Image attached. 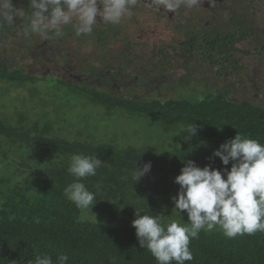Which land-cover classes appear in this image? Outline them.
I'll list each match as a JSON object with an SVG mask.
<instances>
[{"label":"trees","instance_id":"trees-1","mask_svg":"<svg viewBox=\"0 0 264 264\" xmlns=\"http://www.w3.org/2000/svg\"><path fill=\"white\" fill-rule=\"evenodd\" d=\"M16 70L0 65V79L35 84L29 75ZM61 86L80 90L68 83ZM80 91L107 111L121 109L145 117L165 131H177L181 123H195L199 128L184 151L156 153L133 147L120 149L112 142L68 139L40 117L28 127L21 114L14 124L0 118L1 139L49 154L30 164L21 159L19 171H26L27 177L0 189V264H29L38 254L50 255L55 264L60 253L68 255L67 264H157L148 249L139 246L131 223L135 209L164 214L165 222H187L186 212L178 216L172 200L179 189L174 177L184 162L193 160L200 167L207 164L223 170L232 162L223 165L213 156L221 143L236 134L264 143V107L256 104L212 96L161 100L118 98L97 89ZM42 112L52 109L44 107ZM199 136L204 137V144ZM175 140L186 142L182 136ZM192 145L202 148H190ZM73 154L97 155L103 161L97 174L83 182L96 193L93 207L100 209L105 222L83 219L82 210L64 195L65 187L76 179L67 171ZM146 162L151 163V170L134 182L135 164L140 168ZM189 248L193 260L184 264H264V232L228 238L219 227L210 232L202 230L190 240Z\"/></svg>","mask_w":264,"mask_h":264},{"label":"flooded vegetation","instance_id":"flooded-vegetation-1","mask_svg":"<svg viewBox=\"0 0 264 264\" xmlns=\"http://www.w3.org/2000/svg\"><path fill=\"white\" fill-rule=\"evenodd\" d=\"M12 3L28 7V0ZM161 10L140 0L119 25L98 23L90 37L67 28L46 40L26 38L27 20L20 18L15 27L0 25V65L35 83L118 98L212 96L264 107V0H201L175 13Z\"/></svg>","mask_w":264,"mask_h":264},{"label":"clouds","instance_id":"clouds-1","mask_svg":"<svg viewBox=\"0 0 264 264\" xmlns=\"http://www.w3.org/2000/svg\"><path fill=\"white\" fill-rule=\"evenodd\" d=\"M140 0H28L27 9L14 6L12 0H0V25L15 27L20 18L27 24L24 36L33 34L42 39L60 38L67 28L75 36L90 37L98 23L119 25L132 15V9ZM201 0H153L156 11L175 13L182 6L191 8ZM99 5V7H98ZM99 17V21L97 20ZM199 125L181 123L171 136L186 132L189 139L197 133ZM172 140V139H171ZM223 165L230 168L217 169L209 165L198 166L187 160L174 182L179 189L172 197L178 216L186 212L187 222L181 219L164 220V214H152L135 209L132 226L140 248H147L157 264H184L193 260L190 240L204 231L217 226L228 238L264 232V143L258 139L236 134L213 150ZM103 161L97 155L73 154L67 171L76 179L64 189L65 197L78 209L91 211L97 200L83 182L95 176ZM151 170L146 162L133 174L134 182ZM93 213V212H92ZM142 213V214H141ZM95 222L96 218H95ZM69 257L60 253L55 264H67ZM29 264H54L48 254L36 255Z\"/></svg>","mask_w":264,"mask_h":264},{"label":"rangeland","instance_id":"rangeland-1","mask_svg":"<svg viewBox=\"0 0 264 264\" xmlns=\"http://www.w3.org/2000/svg\"><path fill=\"white\" fill-rule=\"evenodd\" d=\"M44 107L51 108L52 112H42ZM19 114L24 117L27 127L40 117L43 122L53 125L56 130L62 132L61 136L64 135L68 139H87L94 143L112 142L120 149L133 147L156 153H175L184 151L186 143L192 144L188 139L183 143L175 140V137L188 135L186 132L171 137L176 131H165L153 121L129 115L121 109L107 111L104 107L90 102L87 97L60 87L57 82L20 84L0 80V118L14 124ZM80 132L82 134L79 135ZM89 134L92 136L87 137ZM198 140L204 144L201 141L204 137L199 136ZM189 147L200 150L202 145ZM42 155L49 154L45 155L25 144H12L0 138V189L13 186L15 182L27 177L26 171H19L18 163L21 159L25 158L30 164L35 160L39 161ZM91 211L93 213L82 210V218L94 221L96 218L97 222L106 221L99 208L92 207Z\"/></svg>","mask_w":264,"mask_h":264}]
</instances>
